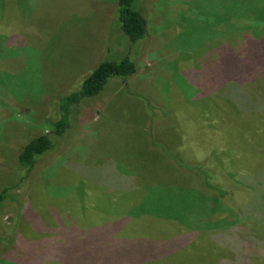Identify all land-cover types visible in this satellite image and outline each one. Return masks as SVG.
I'll return each instance as SVG.
<instances>
[{
    "label": "rangeland",
    "instance_id": "374dc122",
    "mask_svg": "<svg viewBox=\"0 0 264 264\" xmlns=\"http://www.w3.org/2000/svg\"><path fill=\"white\" fill-rule=\"evenodd\" d=\"M116 2L0 0V17L13 23L0 30V194L7 196L0 264H36L40 252L73 248L72 232L54 223L97 221L107 217L109 202L123 219L147 216L136 225L152 231L154 252L172 244L170 229L155 228L156 217L174 219L190 234L222 229L210 235L217 252H238L239 231L245 241L264 243V111L247 110L252 100L264 103V79L240 85L237 71L231 81L221 73L231 75L241 62L222 47L244 24L264 18V0H139L147 35L134 44L136 73L125 83L109 80L72 109L69 131L26 179L15 169L21 146L59 119V97L126 52ZM253 28L264 31L263 24ZM157 146L183 164L204 166L225 197ZM202 234L191 249L213 252Z\"/></svg>",
    "mask_w": 264,
    "mask_h": 264
},
{
    "label": "trees",
    "instance_id": "16d2710c",
    "mask_svg": "<svg viewBox=\"0 0 264 264\" xmlns=\"http://www.w3.org/2000/svg\"><path fill=\"white\" fill-rule=\"evenodd\" d=\"M5 16L0 17V30H3L2 32H6L8 27L13 24ZM114 18L118 30L127 39L126 52L122 53L119 56L120 58L118 57V60L106 59L100 62L80 81L74 91L62 94L59 97V119L50 124L49 132L23 144L16 155L15 169L22 172L25 179L38 161L48 153H51L57 143L65 137L71 126L70 115L72 109L77 107L83 99L98 96L104 90L109 80L115 79L125 83L136 73L135 65L138 54H134V44L144 39L147 35V23L143 15L141 3H139V0H117ZM251 23L252 25L246 26L244 24V26L240 27L241 29L238 31L244 32L238 33L237 38H228L227 43L222 47V49L227 48L226 50L237 51V53L234 52V56L240 58L239 60L241 62L237 61L236 65L232 67L234 72L231 75L226 71H222L221 73L229 77L227 80L231 81L233 80L231 77H234L237 71L238 78L235 80H238L240 85L251 84V86H255V82L262 78L264 79V31L259 32L253 27L264 25V18L259 17L258 19H253ZM228 41L230 43L232 42L234 47ZM216 47L217 45L213 47L215 48V54H213L215 57ZM222 58L226 65L227 61L229 62V57L222 56ZM225 83L226 81L220 84V90L225 88ZM258 88L264 90L261 81L258 82ZM249 92L253 93L251 90ZM262 93L264 94V91ZM247 110L263 112L264 103L256 106L255 101L252 100ZM157 147L172 165L184 171L188 170L193 172L202 179L204 187L209 192H213L219 198L225 197L226 192L213 183L212 173L204 166L200 164H183L175 157L170 156L164 146ZM261 191L264 194V191ZM6 197L4 190L0 194V208L3 206L4 201H6ZM259 197L261 198V193ZM120 200L122 199L119 196V198L114 201L112 200V202H121ZM11 205H14V203ZM6 209L7 207L5 209L1 208L0 215H3ZM108 209L107 217L98 219L97 221L91 220L89 224L81 221L84 224L82 226L74 224V222L68 223L67 220L63 222L62 220L61 222L59 221L58 228L61 233L72 232L76 234L73 235L71 233L73 237L69 238V240H72L73 248H66L63 251L58 250L57 252H45V257L43 255L44 252H40V256L36 257V264H44L45 261L46 264H252V261L254 264H264V252H260L259 249L260 245L262 247L264 246V243L245 241L241 231L238 234L240 239L239 246L237 247L238 252H234V246L231 247L233 249L231 252H217L216 246L218 244L210 238V235L221 232L222 229L195 230L190 234L189 230L179 225L174 219L161 220L158 217H156L157 221L154 220L156 221L155 228L157 230L170 229L171 234L169 239L172 241V244L168 250L162 247L157 252H154L151 245L154 238L151 237L153 236L152 231L149 229L144 233L141 225L139 224V227L138 224L136 225L137 221L141 219L138 217H147L146 215L132 216L137 215L132 213L128 215L132 218L124 216L125 219H123V217L114 213L115 208H111V202H109ZM151 217L155 218V216ZM102 219H104V223H99L98 225V222ZM50 228L51 224L47 226V229ZM95 228L97 229L95 230ZM91 229L93 232H101L102 239L98 240L95 238L94 240L90 232ZM254 230H257L256 227ZM202 233H205L208 241L214 243L212 247L213 252H193L191 249V245L202 242L199 240L204 235ZM226 245L223 243L219 247L221 248ZM228 247L230 248L229 243ZM40 259H42L41 262L39 261Z\"/></svg>",
    "mask_w": 264,
    "mask_h": 264
},
{
    "label": "crops",
    "instance_id": "0c3cea01",
    "mask_svg": "<svg viewBox=\"0 0 264 264\" xmlns=\"http://www.w3.org/2000/svg\"><path fill=\"white\" fill-rule=\"evenodd\" d=\"M54 224H56L57 226H59V223H54ZM46 230H47V228H46Z\"/></svg>",
    "mask_w": 264,
    "mask_h": 264
}]
</instances>
